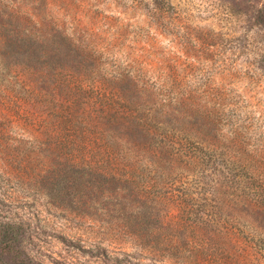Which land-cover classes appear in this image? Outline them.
<instances>
[{
    "label": "rangeland",
    "instance_id": "obj_1",
    "mask_svg": "<svg viewBox=\"0 0 264 264\" xmlns=\"http://www.w3.org/2000/svg\"><path fill=\"white\" fill-rule=\"evenodd\" d=\"M16 1L48 13L93 57L81 82L89 99L102 78L128 75L153 97L136 116L155 105L179 115L151 134L147 148L162 158L155 169L147 153L136 178L156 176L171 199L133 239L121 229L144 220L117 210L111 182L86 177L67 183L68 197L50 193L47 125L61 102L35 72L12 68L0 88V148L17 151L14 162L0 158V220L18 234L5 263L264 264V0Z\"/></svg>",
    "mask_w": 264,
    "mask_h": 264
},
{
    "label": "trees",
    "instance_id": "obj_2",
    "mask_svg": "<svg viewBox=\"0 0 264 264\" xmlns=\"http://www.w3.org/2000/svg\"><path fill=\"white\" fill-rule=\"evenodd\" d=\"M18 2L0 0V88L12 68L23 66L36 73L35 85L47 86L48 95L61 102L51 110V121L56 124L51 129L47 125L51 137L47 144V173L58 182L50 193L68 197L67 183L86 177L111 182L116 186L117 210L121 207L124 214L133 212L139 220H144L138 227L125 226L121 231L126 228L133 239L143 240V230L150 225V220L145 222L147 216H152L171 198L163 183L159 188L161 180L156 176L143 183L136 179L143 176L137 171L147 153L151 154L149 161L156 169L163 151L160 147L149 151L147 146L155 139L153 132L161 125L175 124L179 113L173 110L169 113L170 109L155 105V109L142 114L143 118L136 116L134 111L140 113L145 109V102L153 97L148 94L145 98L137 81L128 75L112 81L102 78L94 87L104 91L103 94L97 92V101L89 99L90 92L81 82L82 77L94 72V68L89 67V62L95 63L93 57L75 45L62 30L56 29L48 13L47 18L40 17L23 9V4ZM124 105L134 109L127 110L132 111L129 113L122 111ZM78 123L84 125L81 131L77 129ZM16 151L15 147L3 146L0 158L14 162ZM157 228L148 236L158 235ZM17 234L12 219L0 220V264H6L4 250L10 249Z\"/></svg>",
    "mask_w": 264,
    "mask_h": 264
}]
</instances>
